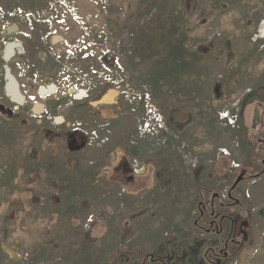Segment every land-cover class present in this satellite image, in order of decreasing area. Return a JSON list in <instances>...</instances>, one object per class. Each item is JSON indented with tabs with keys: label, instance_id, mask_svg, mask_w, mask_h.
<instances>
[{
	"label": "rangeland",
	"instance_id": "1",
	"mask_svg": "<svg viewBox=\"0 0 264 264\" xmlns=\"http://www.w3.org/2000/svg\"><path fill=\"white\" fill-rule=\"evenodd\" d=\"M0 7L31 19L18 34L0 26V264H264V174L251 176L264 155V0ZM20 36L32 38L8 59ZM68 76L79 83L64 97ZM53 83L54 94L40 87ZM116 86H147L166 128L141 136L123 97L99 104ZM239 177L242 205H230ZM57 215L71 216L70 240L48 235Z\"/></svg>",
	"mask_w": 264,
	"mask_h": 264
},
{
	"label": "built area",
	"instance_id": "2",
	"mask_svg": "<svg viewBox=\"0 0 264 264\" xmlns=\"http://www.w3.org/2000/svg\"><path fill=\"white\" fill-rule=\"evenodd\" d=\"M19 16L21 17V19L18 18ZM26 21L31 22L30 14L24 13L23 10H19L18 12L16 10L7 11L4 10V8L0 7V26L3 25L5 27V32L12 34L15 29L18 28L19 22ZM71 50L72 49H68L67 52L71 54ZM121 92L125 94V96L131 103H136L137 105L140 104L144 108V114L139 119L138 123V132L141 136H155L165 128L164 117L162 113L157 109V107L152 103L151 95L147 90H135L130 92L128 88L125 90H121ZM133 110H136V108H134Z\"/></svg>",
	"mask_w": 264,
	"mask_h": 264
},
{
	"label": "flooded vegetation",
	"instance_id": "3",
	"mask_svg": "<svg viewBox=\"0 0 264 264\" xmlns=\"http://www.w3.org/2000/svg\"><path fill=\"white\" fill-rule=\"evenodd\" d=\"M20 18V17H19ZM23 30V28L21 29V30H19V31H22ZM18 31V32H19ZM18 32L16 33V34H18ZM32 37H25V36H20V39H18V40H20L21 41V43L20 42H17L16 44L19 46L20 44H21V46H24V41H26V40H30ZM25 50V49H24ZM24 50L23 51H21L20 53L22 54L23 52H24ZM104 99H108V96L106 97V98H104ZM261 103L262 102H260V103H258L257 102V105L258 106H260L261 105ZM263 107H264V105H263ZM260 126H262V125H260ZM260 132V130L259 131H257L256 132V134L257 133H259ZM258 141H259V143H261L262 142V147H263V149L262 150H264V139L263 138H258ZM261 141V142H260ZM260 148V147H259ZM259 148L257 149V151L259 150ZM262 153V152H261ZM264 153V152H263ZM260 158H261V169H260V171L259 172H256L254 175H251L252 177H257V176H262L263 174H264V155H262V154H260ZM245 172V171H244ZM261 174V175H260ZM240 178V180L238 181V182H236L237 181V179L236 180H234V182L232 183V186L230 187V190L228 191V194H227V199L231 202V204L230 205H235L236 206V204L237 203H239V205H242V203L241 202H239V200L238 199H236V197L233 195V193L234 194H236L237 196H239V197H241V195H243V192H245L244 191V189L242 188V187H240V181L241 180H245V177H239ZM239 188V190L237 191V189ZM220 204H222V203H220ZM212 215H216V213H215V211H213L212 212ZM226 216V214L224 215L223 213L220 215V217L222 218V217H225ZM212 221H215V220H212Z\"/></svg>",
	"mask_w": 264,
	"mask_h": 264
},
{
	"label": "crops",
	"instance_id": "4",
	"mask_svg": "<svg viewBox=\"0 0 264 264\" xmlns=\"http://www.w3.org/2000/svg\"><path fill=\"white\" fill-rule=\"evenodd\" d=\"M263 32V31H262ZM128 106V105H127ZM112 107H114V106H112ZM252 120H253V118H252ZM125 123V122H124ZM123 124V123H122ZM124 128H126V123H125V126H124ZM262 128H263V131H264V124L262 123ZM117 152H118V154H120L121 152H122V150H120V149H118L117 150ZM228 161H229V159H228ZM82 169H83V167H81ZM85 168H88V166L87 167H85ZM242 168V167H241ZM23 171H24V169H22ZM148 170H150V169H148ZM130 174V173H129ZM151 176V175H150ZM161 187H162V184H161ZM130 188L132 189V185H130ZM130 191H132V190H130ZM46 207H49V205H47ZM68 214H69V212H67ZM58 216V218H57V221H56V218L54 217L53 219H49L48 220V222H47V224H48V235L49 236H54V238L55 239H58V240H62V241H65V240H70V238H71V236H70V234H71V231H72V227H71V216H69V217H67L68 215H66L65 216V218L64 219H62L61 217H60V215H57ZM50 220H52V221H50ZM54 226H62L64 229L66 228V226H67V234L66 235H64V236H62V235H60L53 227Z\"/></svg>",
	"mask_w": 264,
	"mask_h": 264
},
{
	"label": "water",
	"instance_id": "5",
	"mask_svg": "<svg viewBox=\"0 0 264 264\" xmlns=\"http://www.w3.org/2000/svg\"><path fill=\"white\" fill-rule=\"evenodd\" d=\"M18 91L16 90V92L15 93H17Z\"/></svg>",
	"mask_w": 264,
	"mask_h": 264
},
{
	"label": "bare ground",
	"instance_id": "6",
	"mask_svg": "<svg viewBox=\"0 0 264 264\" xmlns=\"http://www.w3.org/2000/svg\"><path fill=\"white\" fill-rule=\"evenodd\" d=\"M10 92H11V90H10ZM14 92V91H13Z\"/></svg>",
	"mask_w": 264,
	"mask_h": 264
}]
</instances>
